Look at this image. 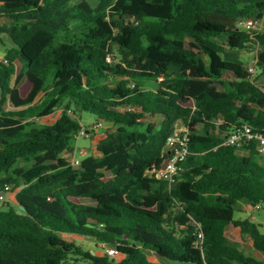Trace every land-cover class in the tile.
I'll return each instance as SVG.
<instances>
[{
	"label": "trees",
	"instance_id": "obj_1",
	"mask_svg": "<svg viewBox=\"0 0 264 264\" xmlns=\"http://www.w3.org/2000/svg\"><path fill=\"white\" fill-rule=\"evenodd\" d=\"M263 18L264 0H1L0 264H264L226 233L264 257L260 224L235 218L264 207V155L223 145L243 126L264 134V90L222 57L259 50L264 76V28L238 26ZM83 112L112 129L72 165ZM180 126L189 153L169 184L147 170Z\"/></svg>",
	"mask_w": 264,
	"mask_h": 264
},
{
	"label": "built area",
	"instance_id": "obj_2",
	"mask_svg": "<svg viewBox=\"0 0 264 264\" xmlns=\"http://www.w3.org/2000/svg\"><path fill=\"white\" fill-rule=\"evenodd\" d=\"M239 29L245 32L252 30H261L263 29L262 21L256 20H243L239 24ZM108 63H112V57L107 58ZM256 63V62H255ZM249 73L254 79L256 75V70L254 66L249 67ZM104 127L103 122H98L94 125L93 129L95 131L101 130ZM90 130L86 126H82L80 130L75 134L74 138L77 141L79 138H89ZM188 134L189 130L185 127L177 129L172 135L167 139L165 146V155L166 159L164 161L163 167L161 169H149L147 174L149 176H156L158 179L167 181L169 184L175 182L176 177L182 171V165L186 160V157L189 153L188 145ZM249 142H255L257 146V151L264 155V134L254 131L248 126H243L241 128L234 129L230 135H228L223 145L225 146H235L237 148H242L245 144ZM90 152L87 149H75L70 156V163L72 165H79L81 160L89 156ZM9 188L6 187V190ZM2 198V197H1ZM261 207L256 206L255 209L259 210ZM202 237V235H199ZM105 252V255L110 259L117 258V252L114 248H108L104 245H100Z\"/></svg>",
	"mask_w": 264,
	"mask_h": 264
},
{
	"label": "rangeland",
	"instance_id": "obj_3",
	"mask_svg": "<svg viewBox=\"0 0 264 264\" xmlns=\"http://www.w3.org/2000/svg\"><path fill=\"white\" fill-rule=\"evenodd\" d=\"M262 25L264 28V22L262 23ZM80 29H82V28H80ZM80 32L81 31H79V33ZM4 43H5L6 48L11 47V44L7 40H4ZM0 48H1V46H0ZM258 54H259V50H255L251 53L242 52V51L227 50V52H225V54H223L222 57L228 61L239 62L246 67L254 66L255 70H256V75L254 77V80H255L256 84L264 90V76L261 75L260 65L257 62ZM0 56H3V53L1 51H0ZM32 81H33V79H32V77H30L26 83L21 85L20 88H21L22 94L25 95L28 92ZM60 112H61V110H57V112L54 115L45 119V122H48V123L53 122L55 120V118L60 115ZM80 116H81V124L84 126H88V125H90L91 122L95 121L94 116L89 114V113L83 112V113H81ZM155 121H160V118H156ZM90 139H94V137H91L89 139L88 138H79L75 143L76 148L77 149H82V148L84 149L85 148L88 150H93L94 147L92 146ZM12 200H14V195L10 194V201H12ZM235 218H242V219L249 218V219H251L253 222L260 224L261 232L264 233V207H261L259 210H257L248 204L240 205L237 209H235ZM227 235L229 236V239L231 241L239 243L240 246L242 247L243 251L247 255H250L254 258L262 259L264 261V257L261 254H257L256 251L253 249L252 242L248 237L242 238L241 235L238 233V231H235L233 227L228 228ZM73 239L77 244H79L85 250H88V251H91V250L96 251L97 250L96 246L93 243L83 241L82 237L77 236V237H74ZM67 241H70V240L67 239Z\"/></svg>",
	"mask_w": 264,
	"mask_h": 264
},
{
	"label": "crops",
	"instance_id": "obj_4",
	"mask_svg": "<svg viewBox=\"0 0 264 264\" xmlns=\"http://www.w3.org/2000/svg\"><path fill=\"white\" fill-rule=\"evenodd\" d=\"M264 22V18H263V20H262V23ZM2 39H4L5 40V37L4 36H2ZM1 51V50H0ZM2 52V51H1ZM3 53V52H2ZM4 54V53H3ZM3 58V56H0V60ZM26 83V82H25ZM21 89V88H20ZM41 98V97H40ZM40 98H38V100L37 101H39L40 100ZM57 112V111H56ZM55 112V113H56ZM54 113V114H55ZM53 114V115H54ZM52 116V115H51ZM50 117V116H49ZM59 117V116H58ZM58 117H56L55 118V120L58 118ZM156 118H160V121H155V119ZM54 120V121H55ZM53 121V122H54ZM148 121H153V122H156V123H161L162 122V118L160 117V116H156V117H154V118H149L148 119ZM43 122H45V120H43ZM45 123H48V122H45ZM50 123H52V122H50ZM49 123V124H50ZM96 123H95V121H93V122H91L90 123V125H88V126H86L89 130H90V136H89V138H91V137H94V139H90L91 140V143H92V146L94 147V149L93 150H89V152L90 153H95V144H96V142H97V140L107 131V130H109V129H112V126L110 125V124H107V123H104V127H103V129H101V130H98V131H95L94 129H93V127H94V125H95ZM181 128H183V126H180V127H178V129H181ZM88 138V139H89ZM75 149H77L76 148V146H75ZM74 149V150H75ZM88 150V149H87ZM73 152H71V153H69V154H66L65 155V157L70 161V156H71V154H72ZM7 200L8 201H10V195L8 196V198H7ZM241 205H244V204H241ZM238 219H242V218H238ZM246 219V218H245ZM229 227H231V226H229ZM229 227H227L226 228V233L228 232V228ZM234 230L235 231H238L237 229H235L234 228ZM238 233L240 234V232L238 231ZM228 236V235H227ZM63 237L64 238H66V239H69L70 241H74V237H77L76 235H63ZM228 238H229V236H228ZM82 240L83 241H87V242H90V243H93L95 246H96V248H97V250L96 251H94V250H91L90 252L93 254V255H96V256H105V252H104V249L100 246V244H98V243H96L95 241H93V240H91V239H88V238H83L82 237ZM233 242V241H232ZM237 243V242H236ZM239 244V243H238ZM79 245V244H78ZM242 248V247H241ZM243 250V249H242ZM99 251V252H98ZM256 253L257 254H260L259 252H257L256 251ZM148 256H149V258L152 260V261H155V262H157V261H159V259L156 257V255L154 254V253H152V252H148ZM256 259H259V258H256ZM259 260H262V259H259Z\"/></svg>",
	"mask_w": 264,
	"mask_h": 264
},
{
	"label": "water",
	"instance_id": "obj_5",
	"mask_svg": "<svg viewBox=\"0 0 264 264\" xmlns=\"http://www.w3.org/2000/svg\"><path fill=\"white\" fill-rule=\"evenodd\" d=\"M4 194L2 193L1 196H3Z\"/></svg>",
	"mask_w": 264,
	"mask_h": 264
}]
</instances>
